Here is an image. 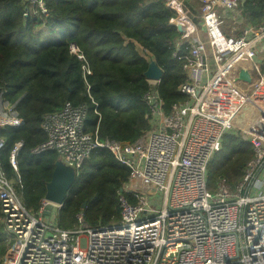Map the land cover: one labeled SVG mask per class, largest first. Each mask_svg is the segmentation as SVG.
<instances>
[{"label":"built area","instance_id":"obj_1","mask_svg":"<svg viewBox=\"0 0 264 264\" xmlns=\"http://www.w3.org/2000/svg\"><path fill=\"white\" fill-rule=\"evenodd\" d=\"M25 1L36 7L33 13L47 14L43 0ZM166 1L177 10L172 22L180 35L172 56L184 61L185 80L177 88L183 99L166 109L160 80L147 79L150 127L133 141L99 139L98 126L86 130V107L67 102L43 116L46 140L33 150L56 151L76 174L93 151L108 150L129 170L117 196L119 221L85 226L80 211L77 224L62 228V203L42 197L37 210L27 209L14 186L20 184L18 142L9 157L14 179L0 162V225L9 244L0 264H264V75L253 60L264 26H232L241 0H198L195 13L192 0ZM136 46L140 56L154 60ZM70 51L82 58L75 44ZM242 63H253L259 75L244 94L232 77ZM22 122L16 103L0 89V128ZM231 131L251 144L253 155L239 180L220 179L209 191L208 164ZM3 147L0 137V152Z\"/></svg>","mask_w":264,"mask_h":264},{"label":"trees","instance_id":"obj_2","mask_svg":"<svg viewBox=\"0 0 264 264\" xmlns=\"http://www.w3.org/2000/svg\"><path fill=\"white\" fill-rule=\"evenodd\" d=\"M43 2L46 15L33 13L36 7L30 8L25 0H0V89L5 99L16 103L23 120L18 126L0 128L4 140L0 162L14 179L9 157L21 142L15 155L20 184L14 186L30 211L39 207L59 157L54 150L33 152L46 140L45 114L61 111L67 102L84 105L88 132L98 126L99 139L133 141L150 127L143 100L149 61L136 45L146 49L162 71L157 89L166 109L183 99L177 88L185 80L184 61L172 56L180 35L172 22L177 10L166 0ZM242 8L246 23L264 26V0H244ZM71 44L82 58L70 51ZM83 66L90 72L85 73ZM252 155L251 144L236 131L223 136L207 167L208 190L214 191L220 179L234 184ZM128 177V168L108 150L93 151L62 203L60 227H71L80 211L86 226L117 223V196ZM1 230L0 225V255L5 252Z\"/></svg>","mask_w":264,"mask_h":264},{"label":"water","instance_id":"obj_3","mask_svg":"<svg viewBox=\"0 0 264 264\" xmlns=\"http://www.w3.org/2000/svg\"><path fill=\"white\" fill-rule=\"evenodd\" d=\"M240 77L248 80V74L245 71H240ZM146 79L160 80L162 71L157 66L154 60L148 62L147 69L144 72ZM76 178V173L73 168L64 165L63 162L57 160L49 182L46 184L45 199L61 204L67 196L68 190L72 187ZM85 203H83L82 208Z\"/></svg>","mask_w":264,"mask_h":264},{"label":"crops","instance_id":"obj_4","mask_svg":"<svg viewBox=\"0 0 264 264\" xmlns=\"http://www.w3.org/2000/svg\"><path fill=\"white\" fill-rule=\"evenodd\" d=\"M244 0H241L240 3V7H241V16L239 19L236 20V23L233 24L232 26H235L236 28H242L244 27L246 24L245 20L243 19V15H242V3ZM197 2H199L197 0ZM197 2L195 3V7L198 6ZM193 10V11H192ZM192 12L195 13L197 10L192 8ZM225 32H229L228 28L224 29ZM199 35H201V33H199ZM254 64L257 66L259 72L261 74L264 75V37L262 39H259L256 41V47H255V54H254ZM254 64L253 63H242L241 66H238L234 73H233V80L237 82L236 86L238 88L239 91H241L243 94L244 93H248L251 91V89L255 86V84L258 82L259 80V75L258 72L256 71V69L254 68ZM245 71L248 74V80H244L243 78L240 77V71ZM261 99L264 100V92L263 95L261 97ZM251 108L247 107L246 111H250ZM4 254V253H3Z\"/></svg>","mask_w":264,"mask_h":264},{"label":"rangeland","instance_id":"obj_5","mask_svg":"<svg viewBox=\"0 0 264 264\" xmlns=\"http://www.w3.org/2000/svg\"><path fill=\"white\" fill-rule=\"evenodd\" d=\"M197 2V0H192L191 4H195ZM197 5H199V2H197ZM228 23V21L225 20V24L224 26ZM44 29V28H43ZM43 33H45V31H43ZM35 211V210H34ZM59 219V217H58ZM57 219V222H59V220ZM73 224H77V221L75 220V217H74V222ZM85 225V224H84ZM86 226V225H85ZM96 226V225H95ZM2 233H3V230H1ZM4 244L6 245V248L9 247V244L6 242V236H5V239H4Z\"/></svg>","mask_w":264,"mask_h":264}]
</instances>
